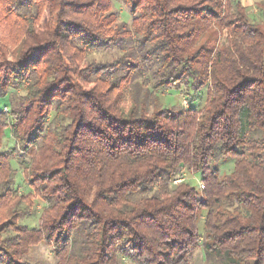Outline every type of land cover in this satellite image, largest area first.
I'll return each instance as SVG.
<instances>
[{"label":"trees","instance_id":"trees-1","mask_svg":"<svg viewBox=\"0 0 264 264\" xmlns=\"http://www.w3.org/2000/svg\"><path fill=\"white\" fill-rule=\"evenodd\" d=\"M113 1L0 0V263L30 264L44 241L54 264H194L199 247L203 264H264V0L259 20L241 0H121L130 26ZM127 41L145 97L183 87L202 105L126 108L137 52L87 57ZM184 171L201 192L175 183Z\"/></svg>","mask_w":264,"mask_h":264},{"label":"rangeland","instance_id":"rangeland-1","mask_svg":"<svg viewBox=\"0 0 264 264\" xmlns=\"http://www.w3.org/2000/svg\"><path fill=\"white\" fill-rule=\"evenodd\" d=\"M243 4L247 8V12L249 14H255L256 19L259 20L260 17L258 16V9H257V2L259 0H241ZM113 9L115 10L117 17H118V22H125L127 25L130 26L131 24V18L129 15V9L125 6L124 3H122L121 0H114L113 1ZM137 52V61L141 63V67L144 65L142 60L139 57V52L134 45L133 41H127L124 44H117L113 45L110 47H101V48H94L91 49L88 53L87 61H94V62H111L117 57L121 56H127L129 52L131 51ZM144 69L141 72V76L134 79L133 83L137 84V88L135 93H132V89L130 88L129 90L126 91L125 93V98L123 100V105L127 108L131 104L132 96H135L137 100H146V104L148 106V109L151 111L154 106L157 108H171V109H177L180 108L181 106H184L188 108L189 106H196L200 107L203 103V99L205 97V91L201 92L198 96L196 94L192 95H187V91L184 90L183 87L180 89L176 90H168L164 93H150L148 96L145 95V89L150 90L151 89V84L152 81L151 77L149 76L148 69L143 66ZM139 88V89H138ZM138 89V90H137ZM191 94V93H190ZM145 97V98H144ZM194 98V99H193ZM193 99L194 103H189L188 100ZM1 107V106H0ZM4 108H7V106L2 107V111H4ZM16 145L14 139L9 135L8 131L5 130L4 138H3V145L1 150H15ZM21 153V152H20ZM22 155H19L18 152H14L13 157H12V166L15 169V174L13 177V181L11 182V186L16 190L17 194H23V195H28L32 194L31 189L26 185L24 179H23V173L21 169L18 166V162L20 161ZM233 165V160L228 161L226 164L221 165L219 167V170L221 172H228ZM180 181H185L188 182L189 184L193 185L196 187L198 191H202L204 188V183L201 181L200 177L197 175L184 171L183 176L181 179H178L175 181L180 182ZM32 205L29 206L26 202H22L20 204L19 208H27L32 212L31 210H35L36 214L30 213V214H22L21 217L17 220V223L20 225H25L27 227H32L36 226V215H38L41 210H42V202L35 198L32 197L31 199ZM16 232L15 231H8L7 233L3 234L4 237H13L15 236ZM3 237V238H4ZM16 241V239H15ZM28 259L30 260V264H54L56 261V257L53 252V248L48 244L43 242H40L36 244L34 247H32L31 250L28 251L27 255ZM192 263L194 264H203L205 262V256L202 247H199L195 252L193 253L191 257ZM2 264V263H0Z\"/></svg>","mask_w":264,"mask_h":264},{"label":"built area","instance_id":"built-area-1","mask_svg":"<svg viewBox=\"0 0 264 264\" xmlns=\"http://www.w3.org/2000/svg\"><path fill=\"white\" fill-rule=\"evenodd\" d=\"M7 110V108H4V111H6Z\"/></svg>","mask_w":264,"mask_h":264}]
</instances>
